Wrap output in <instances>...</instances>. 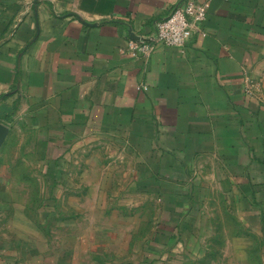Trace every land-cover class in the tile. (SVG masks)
Listing matches in <instances>:
<instances>
[{
    "label": "crops",
    "instance_id": "0c3cea01",
    "mask_svg": "<svg viewBox=\"0 0 264 264\" xmlns=\"http://www.w3.org/2000/svg\"><path fill=\"white\" fill-rule=\"evenodd\" d=\"M186 1L0 0V121L31 132L39 157L0 166V264H68L37 239L29 172L87 201L104 170L88 158L105 141L130 157L166 234L216 197L264 232V0H198L207 17L184 51L130 53Z\"/></svg>",
    "mask_w": 264,
    "mask_h": 264
},
{
    "label": "rangeland",
    "instance_id": "374dc122",
    "mask_svg": "<svg viewBox=\"0 0 264 264\" xmlns=\"http://www.w3.org/2000/svg\"><path fill=\"white\" fill-rule=\"evenodd\" d=\"M32 135L13 125L0 149V166L28 169L38 163ZM99 146L98 155L88 160H98L104 169L98 173L102 184L87 201L70 197L75 191L71 188L58 187L54 193L44 175L29 172L35 178L28 182L25 197L30 217L35 212L41 226L42 234L36 236L42 248L48 246L47 255L58 256L60 251L68 264H264L263 230L232 214L220 197L189 213L175 235L166 234L163 226L172 224L161 219L159 202L134 190L130 157L115 154L111 142ZM80 190L85 193V188ZM51 195L61 198L51 203Z\"/></svg>",
    "mask_w": 264,
    "mask_h": 264
},
{
    "label": "built area",
    "instance_id": "2783aa9c",
    "mask_svg": "<svg viewBox=\"0 0 264 264\" xmlns=\"http://www.w3.org/2000/svg\"><path fill=\"white\" fill-rule=\"evenodd\" d=\"M207 17V7L198 0H187L177 4L172 11L157 23L153 36L131 40L129 51L135 57L147 58L159 45L184 51L191 43L196 31ZM147 90V85H139Z\"/></svg>",
    "mask_w": 264,
    "mask_h": 264
},
{
    "label": "water",
    "instance_id": "95a60500",
    "mask_svg": "<svg viewBox=\"0 0 264 264\" xmlns=\"http://www.w3.org/2000/svg\"><path fill=\"white\" fill-rule=\"evenodd\" d=\"M10 133V126L0 121V149Z\"/></svg>",
    "mask_w": 264,
    "mask_h": 264
}]
</instances>
